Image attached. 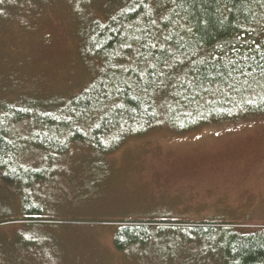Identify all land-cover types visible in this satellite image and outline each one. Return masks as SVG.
I'll list each match as a JSON object with an SVG mask.
<instances>
[{
  "label": "rangeland",
  "instance_id": "rangeland-1",
  "mask_svg": "<svg viewBox=\"0 0 264 264\" xmlns=\"http://www.w3.org/2000/svg\"><path fill=\"white\" fill-rule=\"evenodd\" d=\"M128 1H0V107L81 93L101 69L88 24ZM165 122L110 154L21 144L19 164L40 178L17 186L0 170V264H236L235 242L264 231V116L186 132ZM10 128L27 141V122ZM26 204L40 221H24ZM127 222L146 224L118 250Z\"/></svg>",
  "mask_w": 264,
  "mask_h": 264
},
{
  "label": "trees",
  "instance_id": "trees-1",
  "mask_svg": "<svg viewBox=\"0 0 264 264\" xmlns=\"http://www.w3.org/2000/svg\"><path fill=\"white\" fill-rule=\"evenodd\" d=\"M85 39L101 69L81 93L61 104L0 107V170L9 184L40 178L19 164L23 143L50 154L72 144L110 154L161 118L186 132L264 116V0H129L105 22L91 21ZM21 122L30 127L26 142L10 131ZM23 212L25 222L40 221L30 217L39 207ZM124 224L114 236L118 250L146 223ZM256 233L235 242L236 264L264 261V231Z\"/></svg>",
  "mask_w": 264,
  "mask_h": 264
}]
</instances>
